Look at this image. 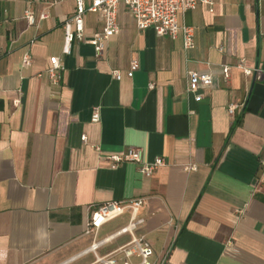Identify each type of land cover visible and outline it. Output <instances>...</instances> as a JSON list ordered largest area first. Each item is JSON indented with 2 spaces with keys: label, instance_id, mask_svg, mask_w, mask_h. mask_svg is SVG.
Here are the masks:
<instances>
[{
  "label": "crops",
  "instance_id": "1",
  "mask_svg": "<svg viewBox=\"0 0 264 264\" xmlns=\"http://www.w3.org/2000/svg\"><path fill=\"white\" fill-rule=\"evenodd\" d=\"M74 13L75 0H0V264H93L91 211L135 198L144 200L136 234L156 264H264V0L179 13L178 24L194 30L189 50L181 36L138 31L120 4L119 34L100 59L86 42L62 54L61 26ZM83 18L87 38L102 30L98 14ZM52 57L64 68L58 84L45 75ZM239 60L261 80L236 69ZM192 71L210 74L211 85L189 92ZM131 148L166 165L148 178L135 164L111 167L107 156ZM128 222L125 213L106 223L97 240ZM127 242L115 237L97 253Z\"/></svg>",
  "mask_w": 264,
  "mask_h": 264
},
{
  "label": "built area",
  "instance_id": "2",
  "mask_svg": "<svg viewBox=\"0 0 264 264\" xmlns=\"http://www.w3.org/2000/svg\"><path fill=\"white\" fill-rule=\"evenodd\" d=\"M123 4L127 12L132 16L138 31L153 30L157 37H168L172 40L181 36L183 48L189 50L194 48V30L191 27L180 26L178 24V15L184 11L195 10L199 5L204 4L212 11L215 0H92L90 6L86 7L82 0H75V13L62 23L63 45L62 54L68 56L74 43H88L93 50L94 57L100 59L104 54L106 46L111 38L119 34L117 24L118 6ZM96 13L103 22V28L100 32L92 34L89 38L84 33V14ZM48 17L47 13L39 15L40 20ZM27 23L32 26L35 23V17L28 10L24 13ZM220 53L223 48L218 49ZM31 57L25 54L22 58V66H29ZM235 68L241 70L245 76H254L261 80V72L258 69H249L244 66L243 60H239ZM138 69L137 60L130 63L129 73ZM64 70L59 58L52 57L49 60V67L45 71L48 80L53 84H58L61 80V73ZM222 76L225 82L230 78V67L221 66ZM112 76L119 81L121 75L114 71ZM188 91L196 92L199 88H206L211 85L212 76L210 74H198L197 72H188ZM152 88V84L149 85ZM195 99L199 101L201 96L196 95ZM236 107L229 105L227 111L233 114ZM100 121L99 108L92 110L91 122ZM85 142L86 138L83 137ZM111 167L115 168L121 164L130 163L138 166L139 173L143 177H150L156 170L164 167L166 164L163 159L157 158L152 163H145L141 159V154L137 149H128L121 154H112L106 158ZM260 167L264 168V156L259 160ZM186 172L195 171V165L184 167ZM144 200L135 198L125 201H110L95 206L86 222V235H92L94 241L87 250L94 256L93 264H156L153 261L154 252L150 244L143 236L136 234L137 226L143 223L139 218V212ZM125 213L129 214L128 224L117 232L114 236L97 240L98 232L103 225L111 222ZM122 235L128 236V242L106 256H100L97 251L108 243L111 239Z\"/></svg>",
  "mask_w": 264,
  "mask_h": 264
},
{
  "label": "trees",
  "instance_id": "3",
  "mask_svg": "<svg viewBox=\"0 0 264 264\" xmlns=\"http://www.w3.org/2000/svg\"><path fill=\"white\" fill-rule=\"evenodd\" d=\"M237 124H238V119H235V121H234V125H233V127H232L230 133L232 132V130L234 129V127H235Z\"/></svg>",
  "mask_w": 264,
  "mask_h": 264
}]
</instances>
